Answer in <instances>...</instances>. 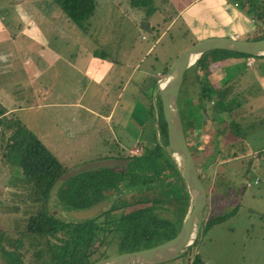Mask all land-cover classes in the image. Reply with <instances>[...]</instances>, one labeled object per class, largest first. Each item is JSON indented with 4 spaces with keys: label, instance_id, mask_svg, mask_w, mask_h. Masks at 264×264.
<instances>
[{
    "label": "rangeland",
    "instance_id": "1",
    "mask_svg": "<svg viewBox=\"0 0 264 264\" xmlns=\"http://www.w3.org/2000/svg\"><path fill=\"white\" fill-rule=\"evenodd\" d=\"M97 1L98 6L93 18L90 19L91 26L89 27L88 20L84 28L69 20L52 0H0V113L13 107L25 108L31 105L33 98L29 93L32 91L41 93L47 88L48 99L54 100L58 89L61 88L63 91L70 85V80L60 81V75L66 74L69 79L71 78L72 69L71 65L67 66L68 62L74 60L77 63L78 58H85L79 56L82 47L91 49L98 61L104 57L107 62L114 64L111 69H120V62L129 64L127 62L142 57L143 68L152 62L156 68L163 71L187 48L203 39L200 38L203 32L195 30L196 24L189 26L182 19H175L173 25L166 28L170 17L159 5V0H150L140 9L128 5L127 0H115L116 4L112 0ZM227 1L231 5L235 2ZM239 1L242 3L240 9L243 10V7H246L245 0ZM158 5L162 9L161 12L157 11ZM247 16L249 17L248 14ZM144 18L158 31L166 29L156 43H154L156 38L152 37ZM255 35V31L243 34L242 39L253 40ZM149 47L151 50L147 52ZM50 49L59 53L50 54L47 56L48 59L57 57L58 60L47 69L45 61L42 63V60L46 58L45 52ZM204 60L205 63H196L185 72L180 97L181 94H188L189 98L188 102L185 101L184 113L189 114L191 108L196 105L200 88L197 79H200L211 83V88L215 90L224 107L230 114L232 113V121L236 124L235 137L231 145L234 149H230L231 141L223 136L222 121L215 123L217 130H210L212 127L210 123L196 124L193 133L188 137L191 146L200 147L204 154L211 152L213 147H218L221 151L217 156V162L207 161L209 164L207 167L202 165L199 167V172H203L205 176L203 183L208 195L210 194L209 203L212 204L213 199L225 201V204L235 203L240 199L241 190L246 182H253L255 177L258 180L261 178V182L251 188L244 187L242 207L237 209L234 217L211 229L204 227L200 229L193 252L183 255V263L188 261L191 263L194 254L200 260V264H264V215L255 212L249 215L246 207L249 194L264 193V57L254 58L253 63L246 65L248 68L244 66V57L240 55L228 54L221 62L214 63L210 62L211 55L208 54L203 57ZM227 78H230L229 81H226ZM98 83L100 82L95 80L93 84L88 85L86 88L88 93L99 89L98 95L96 94L99 97L101 91L105 90L103 88L108 89L107 86ZM45 85L47 86L43 87ZM75 92L77 90L73 93L67 92L66 95H60V98L57 95V100L54 101L71 103L75 100ZM86 105L95 109L97 103L90 99ZM13 115L19 117L18 114ZM50 115L69 133L84 131L83 129L94 122L83 110L75 108L63 107L57 113L50 112ZM26 117L27 129L49 148L47 142L51 140L48 139V133L46 135L43 133L46 123L44 111L38 109L28 111ZM101 127L99 123L98 128ZM217 131L223 137L220 135L219 138L216 137ZM101 132L107 148L114 147L113 133L105 126ZM133 150L126 152L130 153ZM235 151L236 157H233ZM87 159H82L76 166L95 163L103 158L87 156ZM199 159L202 161L204 158ZM102 162L117 163L114 160ZM0 170L15 174L14 166L8 163L5 165L0 163ZM216 173L219 174L214 181ZM11 180L12 187L16 188L19 179ZM12 187L9 184L5 185L7 191H12ZM2 199L0 196V200ZM256 201L250 199V203ZM17 205L22 208V204ZM13 206L15 203L8 201L4 202L3 207L0 206V228L11 230V233L14 231L13 218L21 215L20 209L7 214ZM223 210L228 212L230 208ZM208 217L209 212L205 223Z\"/></svg>",
    "mask_w": 264,
    "mask_h": 264
},
{
    "label": "trees",
    "instance_id": "2",
    "mask_svg": "<svg viewBox=\"0 0 264 264\" xmlns=\"http://www.w3.org/2000/svg\"><path fill=\"white\" fill-rule=\"evenodd\" d=\"M52 1L78 27L85 28L95 11L96 0ZM149 1L130 0V5L145 7ZM236 1L242 7L241 1ZM245 4L243 9L256 23L253 40L264 39V0H245ZM208 54L211 55L210 62L214 63L221 62L228 54L240 55L244 60L248 57L258 58L213 50L204 54L196 63H205L203 57ZM243 63L246 66L245 61ZM170 65L165 67L163 74ZM184 80L185 75L183 83ZM197 80L200 88L196 103L194 101L196 105L186 115L184 104L189 97L188 94H181L180 97L179 92L178 108L188 147L205 188V176L199 172V167H207V161L217 162L221 151L213 147L211 152L204 154L200 147L191 146L188 137L196 124L210 123V130H217L215 123L222 121L223 136L231 141L230 149H234L231 145L236 124L232 121V113L224 107L211 88V83ZM158 105V117L153 120L157 126L153 129L151 120L149 130L137 143V153L130 154L117 149V157H106L97 162L114 160L119 164L92 167L75 173L56 190V184L65 174L82 166L65 168L17 117L4 114L5 111L0 113V163L13 165L15 172L11 175L0 170V196L3 197L0 206L3 207L6 201L14 202L15 206L9 212L6 211L7 214L21 210V215L13 218L12 233L11 230L0 228V264H92L110 256L155 247L177 235L191 209V199L168 149L160 102ZM219 135L217 131L216 137L219 138ZM232 156L236 157V151ZM200 157L204 159L201 161ZM218 174L214 175V181ZM9 177L19 179L16 188L12 187L13 180ZM248 182L244 184L245 189L259 184L258 179L255 184V179L252 184L249 182V186ZM7 184L12 187V191L6 190ZM244 187L241 193L245 191ZM205 190L207 202L201 228L211 229L224 223L242 207L241 203L232 206L217 199H213L210 204V194ZM103 201L108 204L95 217L76 219L71 216L73 211L85 210ZM16 204H22V208ZM226 208L230 210L225 212L223 209ZM208 212V221L205 223ZM196 242L197 239L174 261L165 264H200L194 254L191 263H183V255L193 252Z\"/></svg>",
    "mask_w": 264,
    "mask_h": 264
},
{
    "label": "crops",
    "instance_id": "3",
    "mask_svg": "<svg viewBox=\"0 0 264 264\" xmlns=\"http://www.w3.org/2000/svg\"><path fill=\"white\" fill-rule=\"evenodd\" d=\"M112 2L116 4L115 0H112ZM127 4H130L128 0ZM159 5L163 7V11L170 17L166 28L173 25L175 19H182L189 26L196 24L195 30L203 32V35L200 36L203 39L226 36L244 40L242 35L252 33L255 29L252 17L247 16L245 9H240L241 5L236 0L232 5L227 0H159ZM159 5L157 11L161 12L162 9ZM97 6L98 1L96 0L95 10ZM137 9H140V7H137ZM93 15L90 19L93 18ZM90 19L89 27L91 26ZM145 22L151 30L152 37L156 38L154 42L156 43L166 29L158 31V29L149 25L148 21L145 20ZM150 50L151 47L147 49V52ZM50 51L45 52L46 58L42 60V63L45 61L47 69L58 60L57 57L48 59L47 56H50V54L57 55L59 53H56L54 49H50ZM79 56H84L85 58H78L77 63L73 60L67 64L68 67L71 65V78L69 79L66 74L65 76L60 75V81L61 79L70 80V85L64 88L63 91L60 88L56 92V96L58 95L60 98V95H66L67 92L73 93L74 90H77L73 102L58 103V101H54L57 100L56 96L54 100L48 99L49 95L46 88L41 93H38V91L29 93L33 98L30 102L31 105L25 108L13 107L4 113L18 114L19 117L17 118L25 125L27 124L26 114L28 111L36 109L44 111L46 123L44 124L43 133L45 135L48 133V139L51 141L47 142V144L52 150L50 147L45 148L54 154L58 161L67 169L79 165V161L84 158L88 160L87 156H94L95 159L110 158L118 156L117 149H122L125 152L130 149H136L139 139L149 130L151 120L153 121L155 117H158V103L160 100L157 84L163 75V71L156 68L152 62L143 68L141 66L142 57L135 61H126L129 64L120 62V69H111L114 64L107 62L104 57L98 61L91 49L82 47ZM79 60L83 61V63ZM42 70L44 68L40 70V74L43 72ZM42 77L44 79L43 73ZM229 79L227 78L226 81H229ZM32 80H34L33 77ZM95 80L100 82L98 84L108 88L102 87L105 90L101 91L99 97L96 96L100 91L99 89L89 93L86 90L88 85L93 84ZM90 99L97 103V109L86 105V102ZM63 107L83 110L89 117L93 118V124L89 123L90 125L83 129L84 131L79 130L69 133L50 115V112L57 113ZM56 108L60 109L57 110ZM99 123L113 133L112 142L114 147L107 148L108 146L104 144V139L101 136L102 127L98 128ZM151 124L153 129L157 126L154 121ZM28 130L31 131L30 129ZM259 182H261V178H259ZM242 196H244V193L239 196L240 199L235 203L228 204L233 206L242 203ZM250 199L257 201L250 203ZM246 207L249 215L253 212L264 215V193L249 194Z\"/></svg>",
    "mask_w": 264,
    "mask_h": 264
},
{
    "label": "water",
    "instance_id": "4",
    "mask_svg": "<svg viewBox=\"0 0 264 264\" xmlns=\"http://www.w3.org/2000/svg\"><path fill=\"white\" fill-rule=\"evenodd\" d=\"M213 50H224L250 56L264 57V39L238 40L231 37H208L181 53L158 81L159 100L165 121L168 149L185 181L191 199V209L185 216L181 228L172 239L155 247L135 252L123 253L98 260L92 264H165L174 261L185 249L197 239L201 229L207 195L202 185L198 170L188 147L184 134L181 115L178 108V96L185 72L204 54ZM117 162L116 164H119ZM113 162H95L71 170L56 184L54 190L75 173L97 166H109ZM108 202L103 201L91 208L71 212L76 219H88L100 214Z\"/></svg>",
    "mask_w": 264,
    "mask_h": 264
},
{
    "label": "built area",
    "instance_id": "5",
    "mask_svg": "<svg viewBox=\"0 0 264 264\" xmlns=\"http://www.w3.org/2000/svg\"><path fill=\"white\" fill-rule=\"evenodd\" d=\"M253 62H254V58H253V57H248V58L246 59V61H245V63H246L247 66L250 65V64L253 63ZM135 153H137V150H136V149H134L133 151H130V154H135ZM256 181H257V179L255 180L254 183H256ZM249 184H250V183H248V186H249Z\"/></svg>",
    "mask_w": 264,
    "mask_h": 264
}]
</instances>
